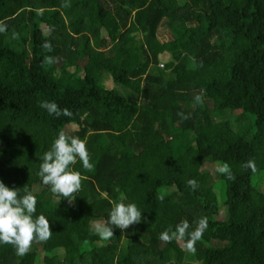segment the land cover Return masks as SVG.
Returning <instances> with one entry per match:
<instances>
[{
  "label": "trees",
  "instance_id": "trees-1",
  "mask_svg": "<svg viewBox=\"0 0 264 264\" xmlns=\"http://www.w3.org/2000/svg\"><path fill=\"white\" fill-rule=\"evenodd\" d=\"M77 1L84 12L71 32L64 0H0V181L21 195L26 186L53 233L24 257L0 245V264H264V0ZM46 40L53 51L41 47ZM45 56L56 63L41 67ZM45 100L72 117L50 116ZM60 131L85 140L94 165L72 166L82 176L72 204L38 175ZM174 137L185 139L184 152L172 150ZM188 150L227 163L247 198L224 175L185 163ZM250 159L255 173L241 167ZM228 190L242 219L216 215ZM122 196L142 222L102 241L94 224ZM201 217L208 228L195 255L159 239Z\"/></svg>",
  "mask_w": 264,
  "mask_h": 264
},
{
  "label": "clouds",
  "instance_id": "clouds-1",
  "mask_svg": "<svg viewBox=\"0 0 264 264\" xmlns=\"http://www.w3.org/2000/svg\"><path fill=\"white\" fill-rule=\"evenodd\" d=\"M68 0H64L62 7H70ZM7 32V23L0 21V34ZM12 39H19V33L13 31ZM41 47L46 52L53 51L50 41H45ZM56 63L53 56H45L41 67ZM200 66H203L201 62ZM195 104L203 103V97L196 95ZM50 116L60 118L61 116L72 117V113L67 109H61L55 102L42 101L39 105ZM182 120H187L190 116L178 113ZM80 163L84 170L92 171L94 165L91 162L90 154L86 147V141L77 135H69L64 131L58 133V137L53 141L50 149L41 158L38 175L42 184L48 186L52 195L58 199H66L69 204L75 201L74 194L82 188V176L78 171H74L72 166ZM244 170L257 171L254 160L246 161L242 166ZM216 171L226 177L227 180L234 181L230 166L227 163L217 162ZM188 186L195 190L198 185L195 180H188ZM21 189L7 187L0 181V245H11L15 255L24 257L29 253L33 242L46 243L52 236L49 220L43 215H36L37 199L25 186L23 195ZM121 202L114 203L111 208L108 220L105 223L96 222L92 229L93 234L100 240L108 241L113 236V228H118L122 232L132 225L142 222V212L135 203H124L122 196ZM162 200L163 197H160ZM191 225L187 220L175 225L174 229L170 226L163 231L159 239L164 243L173 241L183 242L185 250L195 255L196 243L199 241L208 228L207 217H201L193 230L189 231Z\"/></svg>",
  "mask_w": 264,
  "mask_h": 264
},
{
  "label": "rangeland",
  "instance_id": "rangeland-1",
  "mask_svg": "<svg viewBox=\"0 0 264 264\" xmlns=\"http://www.w3.org/2000/svg\"><path fill=\"white\" fill-rule=\"evenodd\" d=\"M70 3V7H67L63 10V14L65 17L66 25L68 27V30L71 32H74L77 28V23L79 18L83 14V6L81 2L77 0H68ZM109 64L116 65L118 63L117 57H110L108 59ZM101 85V84H99ZM108 86V85H107ZM90 89H97L99 90L98 83L95 81H91L89 84ZM98 87V88H97ZM107 91H110V93L113 92V87L109 86L106 88ZM176 134V133H174ZM172 150L179 151L180 153L184 152L185 149H187V143L183 137H174V139L171 141L170 144ZM184 162L188 163L189 165H192L196 168H198L201 171H208L212 173L214 178H216L220 174L216 171V165L213 164L211 161H209L206 158L196 157L190 151L184 153ZM226 179V177H225ZM227 180V179H226ZM235 184L237 185V192L239 198H247V185L244 181L238 182L236 179L234 181L227 180V188L228 189H234ZM236 198V199H235ZM240 201H238L237 194L234 190L231 191V194L229 193V190L224 193L222 196V201L217 208L216 215L219 219H231V220H239L243 218V211L239 204Z\"/></svg>",
  "mask_w": 264,
  "mask_h": 264
},
{
  "label": "built area",
  "instance_id": "built-area-1",
  "mask_svg": "<svg viewBox=\"0 0 264 264\" xmlns=\"http://www.w3.org/2000/svg\"><path fill=\"white\" fill-rule=\"evenodd\" d=\"M160 66H162V64H160Z\"/></svg>",
  "mask_w": 264,
  "mask_h": 264
}]
</instances>
